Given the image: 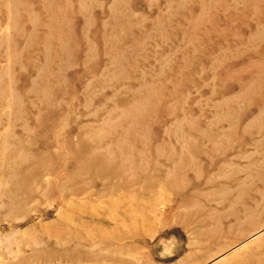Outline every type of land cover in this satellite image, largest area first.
Listing matches in <instances>:
<instances>
[{"label":"rangeland","instance_id":"obj_1","mask_svg":"<svg viewBox=\"0 0 264 264\" xmlns=\"http://www.w3.org/2000/svg\"><path fill=\"white\" fill-rule=\"evenodd\" d=\"M0 264H264V0H0Z\"/></svg>","mask_w":264,"mask_h":264},{"label":"bare ground","instance_id":"obj_2","mask_svg":"<svg viewBox=\"0 0 264 264\" xmlns=\"http://www.w3.org/2000/svg\"><path fill=\"white\" fill-rule=\"evenodd\" d=\"M86 169H87V168H86ZM85 171H88V169L85 170ZM61 188H62V187H61ZM46 189H47V188H46ZM44 192H45V191H44ZM44 192H43V193H44ZM33 205H34V204H33ZM34 206H35V205H34ZM135 223H136V222H135ZM132 226H133V225H132ZM132 226H131V227H132ZM136 229H137V228H135V230H136ZM99 231H100V230H99ZM16 232H17V231H16ZM32 238H33V237H32ZM58 238H59V237H58ZM128 258H130V257H128ZM135 263H136V262H135Z\"/></svg>","mask_w":264,"mask_h":264}]
</instances>
